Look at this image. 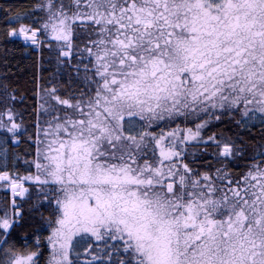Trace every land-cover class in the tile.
<instances>
[{
	"label": "snow or ice",
	"instance_id": "snow-or-ice-1",
	"mask_svg": "<svg viewBox=\"0 0 264 264\" xmlns=\"http://www.w3.org/2000/svg\"><path fill=\"white\" fill-rule=\"evenodd\" d=\"M0 66V264H264V0H24Z\"/></svg>",
	"mask_w": 264,
	"mask_h": 264
},
{
	"label": "trees",
	"instance_id": "trees-1",
	"mask_svg": "<svg viewBox=\"0 0 264 264\" xmlns=\"http://www.w3.org/2000/svg\"><path fill=\"white\" fill-rule=\"evenodd\" d=\"M24 0H10L4 1L0 0V6H9V5H18L23 3ZM11 46V45H9ZM19 62L18 65L16 62ZM42 65V67H40ZM4 71L3 67L0 66V72ZM55 71V68L52 63L49 62L47 52L45 51L43 54L35 53L32 54H21L17 51L14 54V60L12 65V72L15 73V76L12 77L21 87L22 90L30 89L32 86L33 75L37 74L42 76L43 78H49L50 74ZM25 94L28 96V100L21 105H18V110L21 111L24 119L23 128L28 129V134L33 135L35 138V128L33 126V121L35 119L34 115L31 114V109L34 106V101L32 98V93L30 91H25ZM19 122V120H18ZM23 133V129L21 130ZM5 134L0 133V138H2ZM21 143L17 145H12L11 140L8 141V146L11 151L14 149L17 153L20 154L21 159L17 161L16 167L19 169L20 174H25L24 170L26 165L24 164V159L31 160L34 157V147L31 155H28L25 152V149L28 147L30 142H26L25 136H20ZM3 145H0L2 147ZM11 158V157H10ZM33 173L35 169H32ZM4 193L0 192V199H3Z\"/></svg>",
	"mask_w": 264,
	"mask_h": 264
},
{
	"label": "flooded vegetation",
	"instance_id": "flooded-vegetation-1",
	"mask_svg": "<svg viewBox=\"0 0 264 264\" xmlns=\"http://www.w3.org/2000/svg\"><path fill=\"white\" fill-rule=\"evenodd\" d=\"M5 1V0H4ZM8 1H10V0H8ZM0 192H2V193H4V190L3 189H0ZM9 197H10V191H9ZM47 233L45 232V235H46Z\"/></svg>",
	"mask_w": 264,
	"mask_h": 264
},
{
	"label": "water",
	"instance_id": "water-1",
	"mask_svg": "<svg viewBox=\"0 0 264 264\" xmlns=\"http://www.w3.org/2000/svg\"><path fill=\"white\" fill-rule=\"evenodd\" d=\"M5 1H8V0H5Z\"/></svg>",
	"mask_w": 264,
	"mask_h": 264
}]
</instances>
